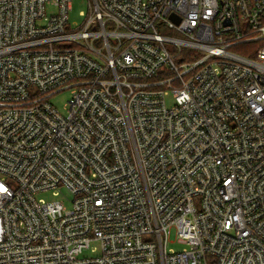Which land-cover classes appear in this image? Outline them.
Returning a JSON list of instances; mask_svg holds the SVG:
<instances>
[{
    "label": "built area",
    "instance_id": "2783aa9c",
    "mask_svg": "<svg viewBox=\"0 0 264 264\" xmlns=\"http://www.w3.org/2000/svg\"><path fill=\"white\" fill-rule=\"evenodd\" d=\"M72 2L0 0V264H264V0Z\"/></svg>",
    "mask_w": 264,
    "mask_h": 264
},
{
    "label": "rangeland",
    "instance_id": "374dc122",
    "mask_svg": "<svg viewBox=\"0 0 264 264\" xmlns=\"http://www.w3.org/2000/svg\"><path fill=\"white\" fill-rule=\"evenodd\" d=\"M56 11H57L56 8L48 6V15L54 14ZM89 12H90L89 0H73L72 10L70 11V15H69L70 24L73 25V28L82 25L87 19ZM161 32L165 36L176 35V32L171 29H163L161 30ZM68 44H70V46L72 47H76L75 44H72L70 42L64 43V46H67ZM259 46L260 45H256V44H242L232 48L231 51L245 57H252V55L257 51ZM181 56H183V54ZM72 90L73 89L62 91L51 99V102L55 106V108L59 110L60 113L64 116L68 114V103L73 99ZM167 102L169 106L173 105L172 97H169ZM37 199L44 200L46 202L61 201L64 204V206L68 209H70L72 206L71 202L69 201L71 200V197L64 190L61 197H56L52 194V192H48L38 195ZM184 247L185 246L183 244L178 242L175 234L172 235V237L170 238L169 249L174 251H182ZM90 254H91L90 252H85L84 256H89Z\"/></svg>",
    "mask_w": 264,
    "mask_h": 264
},
{
    "label": "water",
    "instance_id": "95a60500",
    "mask_svg": "<svg viewBox=\"0 0 264 264\" xmlns=\"http://www.w3.org/2000/svg\"><path fill=\"white\" fill-rule=\"evenodd\" d=\"M172 19L176 22V23H179L180 22V20L178 19V18H176V16H172Z\"/></svg>",
    "mask_w": 264,
    "mask_h": 264
},
{
    "label": "snow or ice",
    "instance_id": "6c2138e0",
    "mask_svg": "<svg viewBox=\"0 0 264 264\" xmlns=\"http://www.w3.org/2000/svg\"><path fill=\"white\" fill-rule=\"evenodd\" d=\"M0 190H3L2 188H0Z\"/></svg>",
    "mask_w": 264,
    "mask_h": 264
}]
</instances>
